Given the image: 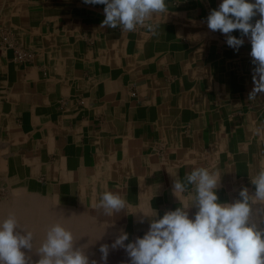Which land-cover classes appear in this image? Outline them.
I'll return each mask as SVG.
<instances>
[{
	"label": "crops",
	"instance_id": "1",
	"mask_svg": "<svg viewBox=\"0 0 264 264\" xmlns=\"http://www.w3.org/2000/svg\"><path fill=\"white\" fill-rule=\"evenodd\" d=\"M220 3L166 0V13L128 32L101 27L104 5L0 0V33L32 55L16 62L0 48V186L92 218L109 245L105 264H130L111 245L122 230L125 243L148 231L140 212L191 206V185L179 200L172 189L195 168L218 174L221 203L245 187L253 195L251 179L264 170V94L249 99V39L236 51L207 27ZM105 191L126 209L105 215ZM262 208L251 219L264 228Z\"/></svg>",
	"mask_w": 264,
	"mask_h": 264
},
{
	"label": "clouds",
	"instance_id": "2",
	"mask_svg": "<svg viewBox=\"0 0 264 264\" xmlns=\"http://www.w3.org/2000/svg\"><path fill=\"white\" fill-rule=\"evenodd\" d=\"M89 5H104L101 27L134 31L144 26L154 14L168 11L166 0H83ZM259 19L253 22V18ZM207 27L226 37V44L238 51L247 37L251 44L250 56L255 65L252 72L253 89L249 99L264 94V0H221L206 18ZM151 27V25H148ZM239 30L241 36L232 35ZM220 177L206 168H195L185 174L184 180L174 179L173 193L188 192L192 186L194 195L191 206L197 211L189 216L188 208L177 207L161 217L142 213L138 222L149 221L148 231L134 241L121 231L112 243L113 249L123 248L130 264H264V228L252 222L253 206L264 205V170L251 179L255 186L253 195L245 187L240 199L232 203L219 201L217 189ZM179 194V195H178ZM127 201L119 193L105 191L100 195L98 208L105 215L125 210ZM264 222V208L260 210ZM23 230L17 231V229ZM34 234L20 226L14 214L0 221V264H28L25 252L31 250ZM73 234L62 224H53L46 233L38 253L37 264H90L88 256L76 248ZM102 260L107 261L109 245L100 246ZM91 264H97L95 260Z\"/></svg>",
	"mask_w": 264,
	"mask_h": 264
},
{
	"label": "bare ground",
	"instance_id": "3",
	"mask_svg": "<svg viewBox=\"0 0 264 264\" xmlns=\"http://www.w3.org/2000/svg\"><path fill=\"white\" fill-rule=\"evenodd\" d=\"M11 198V203L0 204V221L7 218L10 214H14L20 226L24 229L31 231L33 234L36 231L38 233L40 230L42 231H40L41 234L39 233V235L36 236L38 239L37 243L33 244L31 250L22 249V251L25 252L26 258H28V264H37V261L40 259L38 249L46 238L47 230L55 223L62 224L66 229L72 232L75 241L74 246L82 249L88 258V247L96 244V242L99 245L105 243V237L102 231L95 226L93 219L86 217L83 212L68 210L52 204V208L45 210L34 201L35 198H29L26 203H23L21 200L24 198V194L20 190L14 191L11 194ZM17 231H21L23 234L22 228L17 229ZM100 261L106 263L102 260V257Z\"/></svg>",
	"mask_w": 264,
	"mask_h": 264
},
{
	"label": "rangeland",
	"instance_id": "4",
	"mask_svg": "<svg viewBox=\"0 0 264 264\" xmlns=\"http://www.w3.org/2000/svg\"><path fill=\"white\" fill-rule=\"evenodd\" d=\"M14 191H19V190H12V189H9V188H4V187H1L0 186V204L1 203H11L12 202V198H11V194L14 192ZM24 194V198L21 200L23 203H26L29 198H35L34 201L36 203H38L39 205H41V207H43L45 210L46 209H50L52 208L53 206L51 205V202H49L48 200H46L45 198H41L39 196H35V195H31V194H28L25 193V192H22ZM10 194V195H9ZM8 195V196H7ZM11 201V202H10ZM48 201V202H46ZM49 203V204H48ZM46 204V205H45ZM45 205V206H44ZM47 206V207H46ZM95 224V223H94ZM95 226H97V228H100L99 227V224H96ZM41 231V230H40ZM39 231V233H40ZM42 232V231H41ZM39 233L36 231L34 232V243L36 244L37 243V237L39 235ZM41 234V233H40ZM105 244H106V240H105ZM100 246L97 242L96 244L90 246L87 248V251L89 252V262L91 264V261L92 260H95L97 262V264H101L102 262L100 261L101 257H102V254L100 253ZM95 252V253H94ZM93 254V255H92ZM95 255V256H94ZM92 258V259H91ZM105 264V263H103Z\"/></svg>",
	"mask_w": 264,
	"mask_h": 264
},
{
	"label": "built area",
	"instance_id": "5",
	"mask_svg": "<svg viewBox=\"0 0 264 264\" xmlns=\"http://www.w3.org/2000/svg\"><path fill=\"white\" fill-rule=\"evenodd\" d=\"M0 48L11 52L12 60L16 62H29L32 55L18 43L9 32L0 33Z\"/></svg>",
	"mask_w": 264,
	"mask_h": 264
}]
</instances>
